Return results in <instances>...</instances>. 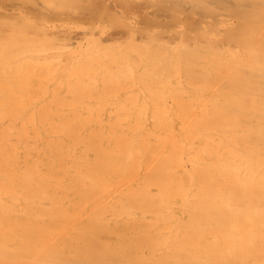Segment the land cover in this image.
I'll use <instances>...</instances> for the list:
<instances>
[{
  "label": "bare ground",
  "instance_id": "6f19581e",
  "mask_svg": "<svg viewBox=\"0 0 264 264\" xmlns=\"http://www.w3.org/2000/svg\"><path fill=\"white\" fill-rule=\"evenodd\" d=\"M174 2L191 16L152 117L39 116L0 90L8 264H264V0Z\"/></svg>",
  "mask_w": 264,
  "mask_h": 264
},
{
  "label": "rangeland",
  "instance_id": "374dc122",
  "mask_svg": "<svg viewBox=\"0 0 264 264\" xmlns=\"http://www.w3.org/2000/svg\"><path fill=\"white\" fill-rule=\"evenodd\" d=\"M31 1L42 0H0V90L41 99L33 105L39 116L70 108L82 117L76 121L89 120L92 111L137 121L167 106L164 94L176 81L182 56L170 40L191 16L181 3L48 0L46 13L35 14ZM0 264L7 259L0 257Z\"/></svg>",
  "mask_w": 264,
  "mask_h": 264
}]
</instances>
